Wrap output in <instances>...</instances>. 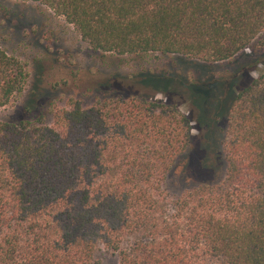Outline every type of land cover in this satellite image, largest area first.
<instances>
[{
	"label": "trees",
	"instance_id": "1",
	"mask_svg": "<svg viewBox=\"0 0 264 264\" xmlns=\"http://www.w3.org/2000/svg\"><path fill=\"white\" fill-rule=\"evenodd\" d=\"M22 1L50 8L105 55L218 64L251 50L233 77L263 71L226 99V169L184 182L170 202L169 177L193 140L177 103L70 97L50 122L0 121V264H101L102 251L118 264H264V0ZM28 77L0 47V109Z\"/></svg>",
	"mask_w": 264,
	"mask_h": 264
},
{
	"label": "rangeland",
	"instance_id": "2",
	"mask_svg": "<svg viewBox=\"0 0 264 264\" xmlns=\"http://www.w3.org/2000/svg\"><path fill=\"white\" fill-rule=\"evenodd\" d=\"M0 47L21 60L29 74L23 95L0 109V121L18 123L45 115L50 122V108L63 106L70 97L86 105L131 95L177 103L191 118L193 140L169 177V202L185 183L214 180L226 169L221 145L227 129L224 110L231 103L226 99L233 89H243L263 71L260 65L256 71L247 68L244 75L233 77L237 69L250 64L251 50L218 64L177 55H105L93 51L50 8L22 0H0ZM189 87L193 94L211 100L209 105L192 96ZM213 99L215 107L210 105ZM218 103L221 110L216 108ZM98 258L101 264H118L104 251Z\"/></svg>",
	"mask_w": 264,
	"mask_h": 264
}]
</instances>
